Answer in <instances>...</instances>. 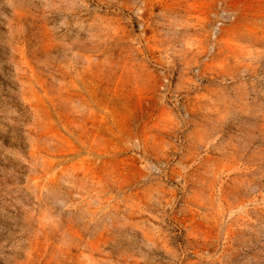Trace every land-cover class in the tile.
I'll use <instances>...</instances> for the list:
<instances>
[{
	"label": "rangeland",
	"instance_id": "rangeland-1",
	"mask_svg": "<svg viewBox=\"0 0 264 264\" xmlns=\"http://www.w3.org/2000/svg\"><path fill=\"white\" fill-rule=\"evenodd\" d=\"M0 264H264V0H0Z\"/></svg>",
	"mask_w": 264,
	"mask_h": 264
}]
</instances>
